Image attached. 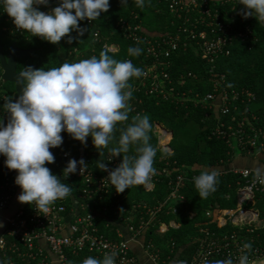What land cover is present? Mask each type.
Wrapping results in <instances>:
<instances>
[{
    "label": "built area",
    "instance_id": "1",
    "mask_svg": "<svg viewBox=\"0 0 264 264\" xmlns=\"http://www.w3.org/2000/svg\"><path fill=\"white\" fill-rule=\"evenodd\" d=\"M165 1L174 21H178L173 33L160 35L152 41L138 36V27L127 28V38L133 42L143 40L146 60L142 70L144 74L132 85V90L142 89L145 95L170 101L184 109L192 107L199 113L205 111V119L213 114L216 122L210 131L211 137L224 140L231 149L236 144L242 155L264 156V128L254 125L251 121H257V117L249 109L242 112L238 104L242 103V96L247 103L250 102L251 94L220 91L217 86L224 76L213 71L220 57L231 55L236 41L245 44L251 39V42H257L251 27L244 24L247 18L239 12L242 7L239 0ZM49 4L38 6L39 10L49 11ZM0 18L4 31L12 35L26 34L14 27L2 9ZM110 46L109 52L117 50L116 45ZM189 50L198 63L207 69L210 79L214 80L211 92L181 88L186 79H198L196 73L185 74L174 69L173 57H184ZM1 75L2 70L0 81L3 82ZM5 99L6 95L0 90V108ZM246 101L243 100V104ZM225 117L228 119L223 120ZM0 118L7 123L8 114L3 109H0ZM152 133L157 149L168 157L171 154L169 142L172 133L158 124L153 125ZM56 152L64 160L71 156L70 147H59ZM3 159L0 156V165ZM104 162L109 170L119 165L117 157L109 160L108 155ZM85 164L87 168L81 174L78 167L77 173L67 176L84 180V186L77 191L75 200L67 207L55 201L48 213L20 203L17 200L20 188L14 183L15 170H9L6 166L0 168V175L3 176L0 182V240L3 241L0 261L3 264H82L88 256L102 259L105 252L116 253L115 264H177L180 260L186 261V264H201L204 256L213 260L224 259L231 254L235 260L245 242L252 244L250 260L264 258V184L255 179L254 171L227 169L226 164L217 166L218 179L228 175L233 178L232 183L225 184L230 191L222 197L224 202L233 200V207H221L215 201L203 212L189 245H177L170 241L163 260L162 249L156 247L147 235L153 230L163 235L168 228H178L174 217L178 216L186 202L181 187L194 182V177L199 174H189L187 170L170 174L162 170L160 175L166 178L168 191L164 199L156 201L154 205L138 203L129 208L119 205V211L115 213L116 229L105 233L98 227L99 212L93 209L91 201L101 199L111 188L107 181L108 172H96L88 163ZM157 182L155 175L152 176L150 184L143 185L144 191H152ZM159 214L171 216L172 219L169 222H156ZM187 214L190 217L194 215L191 212ZM108 226L105 223V228Z\"/></svg>",
    "mask_w": 264,
    "mask_h": 264
},
{
    "label": "clouds",
    "instance_id": "2",
    "mask_svg": "<svg viewBox=\"0 0 264 264\" xmlns=\"http://www.w3.org/2000/svg\"><path fill=\"white\" fill-rule=\"evenodd\" d=\"M50 11H40L38 6H47L49 0H0V9L11 19L14 27L30 37H38L57 44L63 37L71 43L70 32L83 35L79 27L82 20L96 21L110 8L109 0H56ZM143 7L145 0H135ZM127 7L129 0H120ZM239 12L245 18L255 17L264 23V0H239ZM112 46L105 45L99 56H91L76 62L65 61L49 68L24 67L17 76L21 94L13 100L7 97L2 108L7 112V123L0 118V156L5 157L7 169L15 170L14 183L20 188L17 200L32 205L36 211L48 213L58 199L68 197L72 188L53 174L46 166L55 161L50 149L63 142L61 132L71 139L86 142L91 137L100 153L95 167L107 171V181L117 193L133 186L148 185L155 175L154 158L156 148L150 143L149 133L153 129L148 114H136L132 122L119 130V138L113 147L117 125L129 119L133 96L132 78L144 73L131 59L117 60L108 53ZM142 49L129 46V56L137 57ZM135 146V154H129ZM108 159L121 157V162L109 170L104 162V151ZM123 154V155H122ZM81 174L87 165L83 159H69L62 176ZM255 179L264 184V170L256 169ZM218 173L215 169L202 171L194 177V186L200 198H207L216 191ZM3 241L0 240V247ZM251 242H245L234 260L232 255L224 259H201V264H264V258L250 260ZM115 252H105L102 259L88 256L82 264H115ZM0 264H3L0 261ZM186 264V261H177Z\"/></svg>",
    "mask_w": 264,
    "mask_h": 264
},
{
    "label": "trees",
    "instance_id": "3",
    "mask_svg": "<svg viewBox=\"0 0 264 264\" xmlns=\"http://www.w3.org/2000/svg\"><path fill=\"white\" fill-rule=\"evenodd\" d=\"M109 3L108 12L102 13L96 21L82 20L79 22V27L84 28L85 31L83 35H78L76 31L70 32L69 35L73 37L71 43L66 42L67 37H63L57 44H51L38 37H30L27 34L24 36L9 34L2 29L4 23L0 18V45L3 55H6L9 46L13 43L20 49L33 50L26 58L16 60V72L18 73L26 66H32L34 69L49 68L58 66L65 61L76 62L91 56L98 57L103 50V44H114L117 46V50L109 52L110 56L117 60L131 59L134 65L143 70V66L146 64L144 42L142 39L140 42H133L132 39L127 38L125 35L128 31L127 28L138 27L139 30L136 32L138 36L153 41L160 35L173 33L177 28L178 21H174L169 13L165 0H145L143 7H137L135 0H129L127 7L121 6L120 0H109ZM55 6H58L56 0H52L47 8L50 11ZM245 23L253 30L257 42L253 43L251 39L246 41L245 44L236 41L231 55L220 57L216 61L213 71L219 76H224L223 81L219 82L217 86L220 91H244L251 94L250 102L247 103L246 98L242 96L240 97L242 103L238 102V104L243 109H241L242 112H247L245 109H249L257 117V121H251L254 125L264 128V28L255 17H247ZM94 34L97 35L96 38H94ZM129 46H139L142 49L141 54L137 57L129 56L127 53ZM191 54L192 52L189 50V54L186 56L173 57L172 59L174 69L177 71L185 74L189 72L197 74V81L186 79L184 86H181V88L211 92L214 80L210 79L207 69L203 68L204 65L201 66L197 58ZM139 80L140 77H134L129 82L133 85ZM0 90L6 95V98L12 97L14 94V86L11 83L0 81ZM159 99L151 95H145L142 89L133 90V96L129 101L132 109L129 113V119L126 122L118 123L117 131L114 134L115 139L110 142L109 147L115 146L116 140L119 138V130L131 123L133 116L148 114L152 125H161L172 133L169 142L171 154L165 157L164 153L157 149L155 135L151 130L149 133L151 136L150 143L157 150L153 166L156 169L155 177L158 182L154 185L153 190L145 192L143 185H140L117 193L111 187L107 190V193L103 194L101 199L91 201L93 209L99 212L97 216L98 227L105 233L116 229L117 218L115 213L119 211V205L127 208L138 203L154 205L156 201L164 199L168 191L165 185L166 178L160 175L162 170H166L170 174L181 173L185 170L189 174H200L202 171L227 164L234 156V151L224 140L210 136V131L216 122L213 114L210 115L209 119H205V111L199 113L190 106H188L190 108L184 109L183 106ZM243 100L246 101L245 104H243ZM187 105L189 104L187 103ZM236 118L239 119V117ZM224 119L227 120L228 118L225 117ZM191 125L194 126L195 131L193 136L189 137V135H192L189 130ZM61 135L63 136V142L59 147H70L71 156L69 159H83L91 169L96 172L101 171L95 167V162L101 157L99 151L94 147L91 137H88L86 142L81 144L71 139L63 131ZM59 147L57 148L59 149ZM57 148L50 149L55 156V161L46 166L64 183L71 186L72 193L68 197L56 200L67 207L77 197V191L84 186V180L77 177L63 178L62 172L69 159L64 160L58 157ZM134 149L135 146H132L129 154H135ZM103 151L105 159V156L108 155V149L105 148ZM121 159L117 156L119 163ZM4 160L5 157L1 162V169L5 168ZM2 179L3 176L0 175V182ZM227 182H233V178L229 175L218 179L216 191L207 198L199 197L194 182H188L182 186V193L186 202L181 207L178 216L174 217L178 228H168L163 235L153 230L147 235V237H151L156 247L162 249L161 259L165 260L166 246L170 241L177 245H189L190 238L196 234L197 224L202 220L203 212L215 201L221 207H233V200L224 202L222 199L223 194L230 191L225 186ZM188 212L194 215L190 217L187 214ZM171 219V216L159 214L156 217V222H169ZM105 223L109 225L107 228H105Z\"/></svg>",
    "mask_w": 264,
    "mask_h": 264
},
{
    "label": "water",
    "instance_id": "4",
    "mask_svg": "<svg viewBox=\"0 0 264 264\" xmlns=\"http://www.w3.org/2000/svg\"><path fill=\"white\" fill-rule=\"evenodd\" d=\"M259 24L264 28V23L258 21ZM33 50H22L19 49L16 44H11L7 50L6 57L3 55L2 47L0 45V68L2 70V81L3 83H11L14 86L13 100L19 97L21 94V86L17 83V76L19 73L16 72V60L24 59L32 53Z\"/></svg>",
    "mask_w": 264,
    "mask_h": 264
},
{
    "label": "crops",
    "instance_id": "5",
    "mask_svg": "<svg viewBox=\"0 0 264 264\" xmlns=\"http://www.w3.org/2000/svg\"><path fill=\"white\" fill-rule=\"evenodd\" d=\"M232 150L234 151L233 146H232ZM226 168L227 169H230V168L249 169V170H252L254 172L258 168L261 170H264V156L259 155V154L251 155V156H245V155H242L239 151H238V153H235V151H234V156L226 164ZM181 192H182V187H181ZM146 264H149V263H146Z\"/></svg>",
    "mask_w": 264,
    "mask_h": 264
},
{
    "label": "rangeland",
    "instance_id": "6",
    "mask_svg": "<svg viewBox=\"0 0 264 264\" xmlns=\"http://www.w3.org/2000/svg\"><path fill=\"white\" fill-rule=\"evenodd\" d=\"M189 130H190V133L192 134L191 136L189 135V137H192L194 134V131H195L194 126L191 125ZM233 148H234L235 153H238V149L236 147V144L233 145Z\"/></svg>",
    "mask_w": 264,
    "mask_h": 264
},
{
    "label": "flooded vegetation",
    "instance_id": "7",
    "mask_svg": "<svg viewBox=\"0 0 264 264\" xmlns=\"http://www.w3.org/2000/svg\"><path fill=\"white\" fill-rule=\"evenodd\" d=\"M19 48V47H18ZM20 49V48H19ZM22 50H24V49H22ZM6 55H7V53H6ZM6 55H5V57H6ZM19 73V72H18Z\"/></svg>",
    "mask_w": 264,
    "mask_h": 264
}]
</instances>
